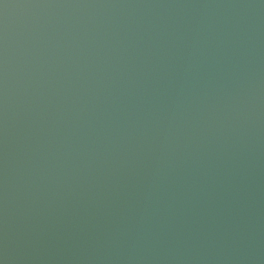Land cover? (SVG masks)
Here are the masks:
<instances>
[{"label": "water", "instance_id": "1", "mask_svg": "<svg viewBox=\"0 0 264 264\" xmlns=\"http://www.w3.org/2000/svg\"><path fill=\"white\" fill-rule=\"evenodd\" d=\"M0 264H264V0H0Z\"/></svg>", "mask_w": 264, "mask_h": 264}]
</instances>
